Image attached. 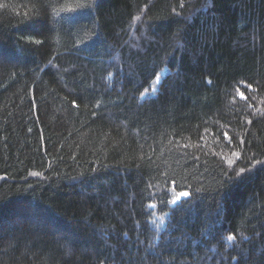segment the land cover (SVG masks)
<instances>
[{
  "label": "trees",
  "instance_id": "16d2710c",
  "mask_svg": "<svg viewBox=\"0 0 264 264\" xmlns=\"http://www.w3.org/2000/svg\"><path fill=\"white\" fill-rule=\"evenodd\" d=\"M0 264H264V0H0Z\"/></svg>",
  "mask_w": 264,
  "mask_h": 264
},
{
  "label": "snow or ice",
  "instance_id": "6c2138e0",
  "mask_svg": "<svg viewBox=\"0 0 264 264\" xmlns=\"http://www.w3.org/2000/svg\"><path fill=\"white\" fill-rule=\"evenodd\" d=\"M186 196H188V193H187V192H181V193L177 196L176 199H180V197H186ZM228 239L231 240V239H233V237H232V236H229Z\"/></svg>",
  "mask_w": 264,
  "mask_h": 264
},
{
  "label": "rangeland",
  "instance_id": "374dc122",
  "mask_svg": "<svg viewBox=\"0 0 264 264\" xmlns=\"http://www.w3.org/2000/svg\"><path fill=\"white\" fill-rule=\"evenodd\" d=\"M154 89H155V87L154 86H152L149 90H148V92H153L154 91Z\"/></svg>",
  "mask_w": 264,
  "mask_h": 264
}]
</instances>
